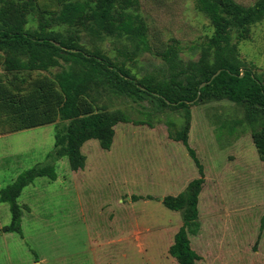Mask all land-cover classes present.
<instances>
[{"label":"rangeland","instance_id":"obj_1","mask_svg":"<svg viewBox=\"0 0 264 264\" xmlns=\"http://www.w3.org/2000/svg\"><path fill=\"white\" fill-rule=\"evenodd\" d=\"M34 1L39 12L28 16L31 29L39 27L41 13H57L65 0ZM234 1L249 7L258 0ZM139 14L148 25L151 52L138 56L126 38L97 41L81 26L54 29L79 33L84 49L101 48L139 79L167 72L159 55L175 42L184 61H197L214 34L198 0H140ZM233 42L248 67L264 71V20L251 27L245 40ZM5 57L0 51L5 87L16 97L41 89L50 102L42 108L54 113L61 101L54 80L59 69L10 73ZM81 105L122 111L132 120L115 127L110 150L97 140L86 142L83 170L73 171L66 157L54 156L59 117L31 129L0 132V191L36 166H53L57 173L55 181L35 179L17 200L22 235L2 231L12 213L0 200V264H177L169 248L183 225V212L169 210L163 199L183 193L201 176V229L191 238L201 257L197 264H264V162L244 106L206 100L188 109L156 112L147 102L106 92L90 93ZM188 120L189 144L202 174L186 147L169 137L170 131L185 129Z\"/></svg>","mask_w":264,"mask_h":264},{"label":"trees","instance_id":"obj_2","mask_svg":"<svg viewBox=\"0 0 264 264\" xmlns=\"http://www.w3.org/2000/svg\"><path fill=\"white\" fill-rule=\"evenodd\" d=\"M198 9L214 26V34L201 47L199 59L184 61L181 45L175 42L159 55L167 72L139 79L125 66L114 63L101 48L84 49L79 33L64 34L54 27L81 26L87 37L97 41L126 38L134 46L133 56L151 52L148 25L139 14L140 0H65L57 13L40 14L37 29L27 28L28 16L39 12L34 0H0V51L6 55L5 70L59 69L54 80L61 97L60 105L50 113L49 108H42L50 102L41 89L16 97L0 80V132L31 129L59 117L54 156L66 157L71 169L79 171L85 168L82 148L86 142L97 140L102 149L110 150L115 127L132 122L122 111L82 106V98L90 93L106 92L147 102L156 112L188 109L190 104L206 100H228L245 107L254 145L264 162V71L256 73L248 67L233 42L245 40L251 27L264 20V0L249 7L234 0H198ZM189 124L190 120L185 129L170 131L169 137L186 147L202 174L196 151L189 144ZM42 177L55 181V168L36 166L0 191L1 202L9 204L12 213L11 223L2 228L4 233L23 234L17 200L27 186ZM203 185L201 176L183 193L163 199L169 210L183 212V225L169 248L177 264H197L201 260L191 238L201 229L198 205Z\"/></svg>","mask_w":264,"mask_h":264},{"label":"water","instance_id":"obj_3","mask_svg":"<svg viewBox=\"0 0 264 264\" xmlns=\"http://www.w3.org/2000/svg\"><path fill=\"white\" fill-rule=\"evenodd\" d=\"M217 74H219V73H217ZM204 86V85H203Z\"/></svg>","mask_w":264,"mask_h":264}]
</instances>
